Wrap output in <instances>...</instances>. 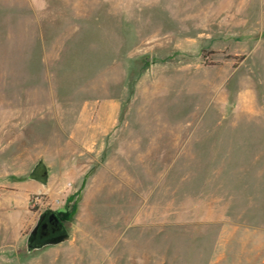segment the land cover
<instances>
[{
  "label": "rangeland",
  "instance_id": "rangeland-1",
  "mask_svg": "<svg viewBox=\"0 0 264 264\" xmlns=\"http://www.w3.org/2000/svg\"><path fill=\"white\" fill-rule=\"evenodd\" d=\"M0 264H264V0H0Z\"/></svg>",
  "mask_w": 264,
  "mask_h": 264
},
{
  "label": "water",
  "instance_id": "water-1",
  "mask_svg": "<svg viewBox=\"0 0 264 264\" xmlns=\"http://www.w3.org/2000/svg\"><path fill=\"white\" fill-rule=\"evenodd\" d=\"M28 178L39 182L41 185L45 184L46 170L39 159L29 170ZM30 235L34 236L35 242L33 244L30 243L28 238L25 243L26 251H32L47 245L60 244L68 239L62 222L51 211H44L38 217L37 223L33 230H31Z\"/></svg>",
  "mask_w": 264,
  "mask_h": 264
},
{
  "label": "flooded vegetation",
  "instance_id": "flooded-vegetation-1",
  "mask_svg": "<svg viewBox=\"0 0 264 264\" xmlns=\"http://www.w3.org/2000/svg\"><path fill=\"white\" fill-rule=\"evenodd\" d=\"M44 211H49V210H47V209L42 210V211L37 215V217H36V219H35L33 225L31 226V228H29V232L27 233L26 238H25V243H26V241H27L28 238H29V242H30V243L33 244V243L35 242V240H34V236H31V235H30V232H31V230H33L34 226L36 225L37 220H38V217H39ZM55 215H56V214H55ZM56 217H57L58 220L61 221L62 224H63L62 219H61L58 215H56Z\"/></svg>",
  "mask_w": 264,
  "mask_h": 264
}]
</instances>
